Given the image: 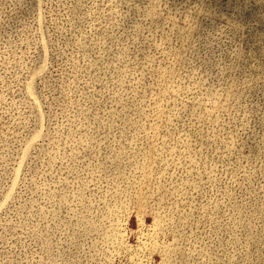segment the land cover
Segmentation results:
<instances>
[{
	"label": "rangeland",
	"instance_id": "rangeland-1",
	"mask_svg": "<svg viewBox=\"0 0 264 264\" xmlns=\"http://www.w3.org/2000/svg\"><path fill=\"white\" fill-rule=\"evenodd\" d=\"M0 264H264V0H0Z\"/></svg>",
	"mask_w": 264,
	"mask_h": 264
}]
</instances>
